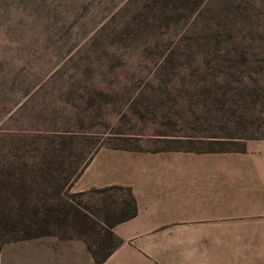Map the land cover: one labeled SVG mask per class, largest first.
<instances>
[{"label":"rangeland","instance_id":"374dc122","mask_svg":"<svg viewBox=\"0 0 264 264\" xmlns=\"http://www.w3.org/2000/svg\"><path fill=\"white\" fill-rule=\"evenodd\" d=\"M248 140H264V0H0V246L57 234L101 264L133 186Z\"/></svg>","mask_w":264,"mask_h":264},{"label":"crops","instance_id":"0c3cea01","mask_svg":"<svg viewBox=\"0 0 264 264\" xmlns=\"http://www.w3.org/2000/svg\"><path fill=\"white\" fill-rule=\"evenodd\" d=\"M182 158L132 187L135 214L113 223L117 243L101 264H264V140ZM228 240L239 243L231 253ZM13 253H40L41 264L81 253L96 264L92 251L65 249L57 234L4 241L0 264Z\"/></svg>","mask_w":264,"mask_h":264},{"label":"trees","instance_id":"16d2710c","mask_svg":"<svg viewBox=\"0 0 264 264\" xmlns=\"http://www.w3.org/2000/svg\"><path fill=\"white\" fill-rule=\"evenodd\" d=\"M222 149H219V151H221ZM132 202H133V205H132V208L130 210V212L124 216H122L119 220H124V219H127V218H130L131 216H133L135 214V211H136V207H135V203H134V200L132 198ZM109 235L110 236H113V233L111 232V230H109ZM19 239V238H17ZM23 239V238H21ZM25 239V238H24ZM113 239V238H112ZM14 240V239H13ZM7 241H11V240H7ZM116 241L112 243V245L107 249V251L105 253H110L112 251V249L116 246ZM88 249L91 250L90 248V245L88 246ZM94 253V252H93ZM106 254V255H107ZM106 256H104L101 260H104Z\"/></svg>","mask_w":264,"mask_h":264}]
</instances>
